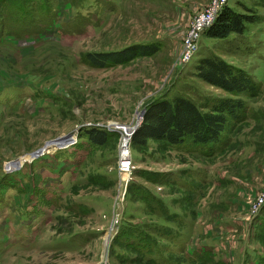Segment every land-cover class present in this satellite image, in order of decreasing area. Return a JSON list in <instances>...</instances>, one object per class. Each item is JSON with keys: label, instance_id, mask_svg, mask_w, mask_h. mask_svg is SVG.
<instances>
[{"label": "rangeland", "instance_id": "rangeland-1", "mask_svg": "<svg viewBox=\"0 0 264 264\" xmlns=\"http://www.w3.org/2000/svg\"><path fill=\"white\" fill-rule=\"evenodd\" d=\"M263 1L229 0L261 20L241 36L202 35L178 69L210 0H0V264H264ZM134 44L158 51L104 68L85 58ZM213 55L256 84L239 95L241 117L212 147L133 145L119 174L112 122L143 117L157 97H236L196 78ZM92 126L104 144L87 139Z\"/></svg>", "mask_w": 264, "mask_h": 264}, {"label": "trees", "instance_id": "trees-1", "mask_svg": "<svg viewBox=\"0 0 264 264\" xmlns=\"http://www.w3.org/2000/svg\"><path fill=\"white\" fill-rule=\"evenodd\" d=\"M261 6L264 7V3ZM260 20L259 15L237 13L224 7L203 35L214 39H224L231 34L241 36L246 25ZM157 51V45L134 44L117 51L88 53L85 58L90 65L104 68L148 57ZM194 70L197 79L236 97L205 98L200 105L180 95L172 99H151L145 103L142 121L131 137V146L144 145L149 139L179 145L191 137L194 143L202 147H212L220 141L228 120H238L241 117L244 101L239 95L253 96L257 91L255 82L244 70L217 56L199 59ZM85 135L92 144L97 145L104 144L108 139L105 130L93 126L85 129Z\"/></svg>", "mask_w": 264, "mask_h": 264}, {"label": "built area", "instance_id": "built-area-1", "mask_svg": "<svg viewBox=\"0 0 264 264\" xmlns=\"http://www.w3.org/2000/svg\"><path fill=\"white\" fill-rule=\"evenodd\" d=\"M228 1L210 0L203 10L196 12L190 19L185 35L181 40V49L176 60L178 69L186 66L198 53L203 33L214 23L221 10L227 6ZM141 120L142 115L138 113L126 124L111 123V126L118 132L117 163L119 174L122 176H128L134 167L131 137ZM70 140L71 138L66 143H70Z\"/></svg>", "mask_w": 264, "mask_h": 264}, {"label": "water", "instance_id": "water-1", "mask_svg": "<svg viewBox=\"0 0 264 264\" xmlns=\"http://www.w3.org/2000/svg\"><path fill=\"white\" fill-rule=\"evenodd\" d=\"M69 138H70V136H67V137H58L56 140L58 141V143L62 142V144H63L65 142H67L69 140ZM39 151H40V148L37 149V150H35L33 153H38Z\"/></svg>", "mask_w": 264, "mask_h": 264}, {"label": "bare ground", "instance_id": "bare-ground-1", "mask_svg": "<svg viewBox=\"0 0 264 264\" xmlns=\"http://www.w3.org/2000/svg\"><path fill=\"white\" fill-rule=\"evenodd\" d=\"M71 138V140L73 139V137H70ZM69 138V139H70ZM57 141V140H56ZM53 142V141H52ZM62 144V142L59 144V145H61ZM58 147V146H57ZM35 154V157H38V155H40V153L38 152V153H34ZM123 176H126V175H123Z\"/></svg>", "mask_w": 264, "mask_h": 264}]
</instances>
